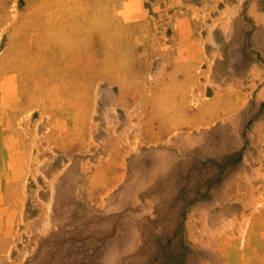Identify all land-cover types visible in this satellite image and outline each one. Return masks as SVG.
<instances>
[{
    "label": "rangeland",
    "instance_id": "rangeland-1",
    "mask_svg": "<svg viewBox=\"0 0 264 264\" xmlns=\"http://www.w3.org/2000/svg\"><path fill=\"white\" fill-rule=\"evenodd\" d=\"M181 142L221 149L159 204ZM135 179L154 248L122 264H264V0H0V264H107Z\"/></svg>",
    "mask_w": 264,
    "mask_h": 264
},
{
    "label": "bare ground",
    "instance_id": "bare-ground-1",
    "mask_svg": "<svg viewBox=\"0 0 264 264\" xmlns=\"http://www.w3.org/2000/svg\"><path fill=\"white\" fill-rule=\"evenodd\" d=\"M220 136H219V140L218 141H220ZM207 139H209V138H207ZM196 141H198V140L196 139ZM207 143H212V144H208V145L203 146L204 148L202 147V149H200L199 151L192 150V148L190 149L187 146H184L182 144V142H181V143L177 144V149H178V151H180L178 153H169V152H165V151L159 152L158 157L156 158V164H155L156 170H154V173L148 179L144 180L146 186H148L149 188H151V186H153L155 184L157 185V182L159 181V179L167 178L170 181V187H169L168 190H166V192L164 194L155 195V199H156V201L159 204H161L162 200L169 201V200L172 199V196H173V190H172L173 184L172 183L175 182L174 178H176L174 176L177 174V171L180 169L181 165L183 164L182 158L178 156L179 153H183L184 155L185 154H188V155H195V154L203 155L204 152L207 153L208 150H210L214 154H217V153L219 154L221 148H219V149L216 148V143H214V142H207ZM201 144H202V142H201ZM225 144H226V141L223 142L222 146H225ZM143 154H144V152H143ZM152 155L154 156V154H152ZM149 156L150 155H148V157ZM142 162H143V160H142ZM132 163L133 162H131V164ZM134 163H135V167H136V161ZM133 171H135V170H133ZM131 173H132V171H131ZM147 173H148V171H147ZM134 176L136 177V171H135V175ZM129 189L131 191V195L130 196H127V197H125L124 195L119 196V201H118L119 204L117 206H114L115 208H113V209H115V214H113L108 220L103 221V222L100 221V220L99 221H97V220L96 221H94V220L92 221V228L93 229H95L97 226H101L104 230H108L111 226L117 225L119 229L125 231L122 236H120L119 238H117L115 240L113 245H109L108 246V252H107V255L105 256V262L107 264H122V263H125V262H128V261L136 263V254L142 256V255H145V254L149 253V251L153 250L152 248H154V247L151 248L150 245H144L145 239L144 238L142 239V236L140 235L139 229L137 227L138 225L136 224V218H135V213H136V204H135L136 203V179H135V181H133L130 184ZM124 190H127V189H124ZM137 190H139V188ZM151 194H153V193H151ZM110 204H112V203H110ZM159 206H161V205H159ZM160 212H162V211H160ZM68 214H69V212L61 213V215H64V217H67ZM77 220H79V219H77ZM165 231H166V229H165ZM167 232H168V230H167ZM148 238H149V236H148ZM129 242H130L131 245H128ZM179 252H181V253H179ZM151 254H150V256H151ZM159 258L160 259H159V261H157L156 264H164V263H167V262H169L170 264H197L198 258L202 259L201 256L199 257L198 255L194 254L191 251L180 250L177 245H171L170 247H168V249L164 253V256L163 257H159ZM34 263H32V264H34Z\"/></svg>",
    "mask_w": 264,
    "mask_h": 264
}]
</instances>
